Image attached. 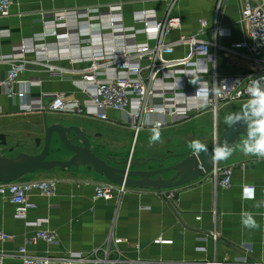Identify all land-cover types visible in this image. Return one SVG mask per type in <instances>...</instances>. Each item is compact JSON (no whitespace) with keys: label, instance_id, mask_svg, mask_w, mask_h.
Listing matches in <instances>:
<instances>
[{"label":"crops","instance_id":"1","mask_svg":"<svg viewBox=\"0 0 264 264\" xmlns=\"http://www.w3.org/2000/svg\"><path fill=\"white\" fill-rule=\"evenodd\" d=\"M167 2L14 0L9 8L10 14L0 18V55L9 56L12 44L22 39L40 37L44 30L41 19L46 14L86 8L106 10L110 6L120 5L124 25L141 27V23L135 24L133 21L135 12L154 11L157 18H161ZM174 11L179 15L182 27L172 31L166 41L177 39L180 33H184L203 40H214L229 48L243 38L237 0L225 1L218 20L221 26L229 30V34L218 38L214 37L212 30L216 0H178ZM201 20L207 21L203 33H199ZM136 37L139 41L145 39L143 34ZM45 40V44L55 49L57 44L54 37H46ZM43 42L38 40L36 43ZM153 44L150 41V45ZM186 51L187 48L177 46L173 54L164 55L163 58L171 60ZM235 51L236 54L217 51L218 74L229 75L258 69V65L248 58L247 50L235 48ZM260 57L264 60V53ZM25 60L28 64L21 77H34L41 81L30 88L32 95L41 92L63 93L67 99H84L75 81L80 79L79 71L86 66L85 63L62 57L49 61V65L54 67L50 68L39 62L31 52L25 54ZM147 60L144 59L142 63L146 65ZM10 67V61H0V79L4 78ZM192 81L187 80V84L193 86ZM205 114L212 116L211 112L206 111L174 120L166 126L144 127L136 131L127 123V114L120 111L107 110L106 120L60 113L20 112L16 101L0 93V136L3 137L0 138V150L11 161H20L18 158L22 154L34 155L43 143V122L65 119L91 132L93 149L100 152L101 158L111 167H126L129 162L131 169H153L179 161L187 155L189 145L201 132L208 133V128L200 121H193ZM151 119L155 120V117ZM183 124H189L187 130ZM155 131H159L160 136L153 141ZM36 139H40L39 147L35 145ZM211 144L208 141L205 148ZM224 164L233 166L230 187L224 189L217 186L203 175L198 180L170 188L176 193V201L173 200L175 211L167 205L160 192L153 189L131 188L118 206L114 201L99 200L92 203V185L109 181L84 167H55L30 173L24 177L25 180L54 178L57 188L55 194L47 198L31 193L26 218L15 217L14 206L0 195V229L14 236L0 246L5 253L3 262L17 263L18 248L24 245L25 238L33 230L41 227L55 230L57 239L50 244L38 240L35 244L26 245L29 254L49 252V255L58 256L67 250L87 252L103 245L107 235L112 232L121 239L120 258H140L144 262L142 264H208L212 260L222 264H238L236 260L241 256L238 247L242 243L251 244L252 257L264 259V209L260 206L264 198V157L245 155L238 145L233 147L232 155L225 159ZM170 175L168 173L163 177ZM243 185L254 187L253 198L243 197ZM213 211L216 212L215 218ZM245 212L253 215L259 225L257 228L247 229L242 225ZM214 230L218 235L216 242L209 236ZM158 239L168 242L161 243Z\"/></svg>","mask_w":264,"mask_h":264},{"label":"built area","instance_id":"2","mask_svg":"<svg viewBox=\"0 0 264 264\" xmlns=\"http://www.w3.org/2000/svg\"><path fill=\"white\" fill-rule=\"evenodd\" d=\"M177 1L168 0L161 18H157L154 11L135 12L133 21L135 24L141 23V27L124 25L120 5L110 6L106 10L86 8L43 15L41 20L44 30L40 37L22 39L12 44L9 56L0 55V61L11 62L10 69L0 79V93L16 101L20 112L60 113L106 120L107 110L120 111L127 114V123L136 131L144 127L166 126L174 120L209 111L214 120L215 140L217 114L221 106L249 100V87L254 80L264 77V60L260 57L264 53V0H237L243 38L229 48L214 40H203L184 33H180L177 39L166 41L172 31L182 27L181 19L174 11ZM225 1L216 0L215 23L212 29L215 38L229 34V30L221 26L218 20ZM13 3L14 0H0V18L10 14L9 8ZM206 26L207 21L201 20L199 33H203ZM139 34L145 36L144 41L137 39ZM50 36L55 38V49L45 44L46 37ZM38 40L44 42L37 44ZM150 41L154 44L150 45ZM177 46L187 48L186 53L171 60L163 58L164 55L173 54ZM235 48L247 50L248 58L258 65V69L237 74H218L217 51L236 54ZM29 52L34 53L39 62L50 68L54 67L49 65V61L62 57L85 63L86 66L79 71L80 79L75 81L84 99H67L63 93L41 92L32 95L30 88L39 85L41 81L39 78L21 77L28 64L25 54ZM146 58L148 62L144 65L142 62ZM189 79L209 88L206 99L195 94L199 85L189 86ZM217 92L220 94L217 95ZM126 168H129V162ZM232 172L233 166L223 163L204 176L215 185L226 189L231 185ZM247 187L253 186L243 185V197ZM56 188L57 180L54 178H21L0 183V195L14 206L15 217L26 218L30 205L29 195L37 193L46 198L51 197ZM130 191L131 188L124 184L94 183L91 201H114L118 206ZM160 195L176 201L173 189L161 190ZM260 206L264 209V198ZM215 215L216 212L213 211L214 218ZM57 236L55 230L47 227L33 230L25 238L24 245L18 248L19 261L15 264L144 263L140 258H120L121 239L112 232L107 235L103 245L87 252L67 250L58 256L49 255V252L42 255L28 253L26 245L35 244L38 240L50 244ZM209 236L215 242L218 239L215 230ZM13 237L0 229V246ZM158 242L168 241L158 239ZM238 249L241 252L236 260L238 264H264L263 258L252 257L251 244L242 243ZM113 254L116 257L112 258L115 256ZM4 258L5 253L0 248V264H5ZM208 264L222 263L212 260Z\"/></svg>","mask_w":264,"mask_h":264},{"label":"water","instance_id":"3","mask_svg":"<svg viewBox=\"0 0 264 264\" xmlns=\"http://www.w3.org/2000/svg\"><path fill=\"white\" fill-rule=\"evenodd\" d=\"M241 109L234 113L240 112ZM42 133L43 143L36 154H22L18 158L20 161H11L0 156V183L13 182L30 173L51 170L55 167L65 169L84 167L87 171L102 175L114 184H124L133 189H153L160 192L198 180L214 167L223 164L225 159H218L215 156L217 142H227L232 150L239 138H244L246 128L242 123L231 126L227 124L220 135L204 151L197 154L196 150L189 148L187 155L179 161L153 169L111 167L101 158L100 152L93 149L91 132L85 128L81 129L69 120L57 119L50 122L45 120ZM0 138L3 139L2 136ZM35 145L39 147L40 139H36ZM50 155L51 157H49ZM168 173L172 175L163 177ZM163 199L175 211V202L165 197Z\"/></svg>","mask_w":264,"mask_h":264},{"label":"clouds","instance_id":"4","mask_svg":"<svg viewBox=\"0 0 264 264\" xmlns=\"http://www.w3.org/2000/svg\"><path fill=\"white\" fill-rule=\"evenodd\" d=\"M262 80H264V77L253 81L248 89L250 99L242 107L241 111L232 113L226 117V123L229 126L242 123L246 128V134L240 145L241 151L245 155H255L258 157H264V82ZM192 84L199 85L195 94H198L203 99L208 97L210 91L208 87L202 86L196 81H192ZM216 94L219 95L220 93L217 92ZM159 136V131H155L152 140H158ZM189 147L196 150L197 154L205 150V146L198 140L193 141ZM231 155L232 150L227 142L218 141L215 156L218 159H227ZM253 195L254 188L247 187L244 191V197L252 198ZM242 225L247 229H255L259 226L253 215L248 212L243 214Z\"/></svg>","mask_w":264,"mask_h":264},{"label":"rangeland","instance_id":"5","mask_svg":"<svg viewBox=\"0 0 264 264\" xmlns=\"http://www.w3.org/2000/svg\"><path fill=\"white\" fill-rule=\"evenodd\" d=\"M249 100L247 101H241V102H236L233 104H229V105H223L221 106L218 115H217V123H216V128H217V135L216 138L220 135L221 131L225 128V126L227 125L226 123V117L232 113L235 112V110L237 111L240 110L246 103H248ZM192 120V119H191ZM189 120V122L191 121ZM195 122L200 121L204 127L208 128V133H202L201 135H199L197 137V139H195L194 141H199L203 146L206 145V143H208V141H211L212 143L214 142V120L212 118V116H210L209 114H205L202 117H196L194 118ZM188 122V123H189ZM184 127H186V130L189 127V124H183ZM195 126V125H194ZM207 132V131H206ZM206 138V139H205ZM243 137H240L239 140L237 141L235 146L241 145L243 142ZM5 152L0 150V156L1 157H5ZM51 157V155L49 156ZM37 180H43V179H51L48 177H42V178H36Z\"/></svg>","mask_w":264,"mask_h":264}]
</instances>
